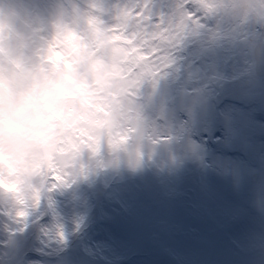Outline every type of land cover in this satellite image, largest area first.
Here are the masks:
<instances>
[{
	"label": "rangeland",
	"instance_id": "obj_1",
	"mask_svg": "<svg viewBox=\"0 0 264 264\" xmlns=\"http://www.w3.org/2000/svg\"><path fill=\"white\" fill-rule=\"evenodd\" d=\"M178 3L83 0L95 36L84 62L105 123L159 114L179 142L140 172L58 188L23 219L0 207V264H264V77L253 55L264 18L213 12L180 32L164 26ZM22 135L0 126V144ZM16 192L0 179V201Z\"/></svg>",
	"mask_w": 264,
	"mask_h": 264
},
{
	"label": "clouds",
	"instance_id": "obj_2",
	"mask_svg": "<svg viewBox=\"0 0 264 264\" xmlns=\"http://www.w3.org/2000/svg\"><path fill=\"white\" fill-rule=\"evenodd\" d=\"M83 10V0H0V126L23 129L0 144V179L17 187L0 207L16 219L81 179L140 172L179 142L159 114L132 125L113 112L105 123L86 73L95 36ZM213 12L264 18V0H179L164 26L189 33Z\"/></svg>",
	"mask_w": 264,
	"mask_h": 264
},
{
	"label": "water",
	"instance_id": "obj_3",
	"mask_svg": "<svg viewBox=\"0 0 264 264\" xmlns=\"http://www.w3.org/2000/svg\"><path fill=\"white\" fill-rule=\"evenodd\" d=\"M254 57L256 61L255 72L259 77L264 76V44L258 43L254 47Z\"/></svg>",
	"mask_w": 264,
	"mask_h": 264
},
{
	"label": "bare ground",
	"instance_id": "obj_4",
	"mask_svg": "<svg viewBox=\"0 0 264 264\" xmlns=\"http://www.w3.org/2000/svg\"><path fill=\"white\" fill-rule=\"evenodd\" d=\"M258 106H254L253 108H251V110H250V113L251 114H254L255 113V111L257 110V108L259 109V107H261L262 106V104H257ZM228 108H229V113H231V112H233V110L234 109H236V107H235V105H229L228 106ZM232 120L233 119H231V118H229V123H231L232 122ZM253 124V123H252ZM255 124V123H254ZM252 125L251 126V128H252V131H251V135L253 136V137H257L259 134H258V132H260V129H258V127L256 126V124L255 125ZM250 137V136H249Z\"/></svg>",
	"mask_w": 264,
	"mask_h": 264
},
{
	"label": "snow or ice",
	"instance_id": "obj_5",
	"mask_svg": "<svg viewBox=\"0 0 264 264\" xmlns=\"http://www.w3.org/2000/svg\"><path fill=\"white\" fill-rule=\"evenodd\" d=\"M188 14H189L190 16H193V15H194V13H192V12H189ZM160 19H162V18H160ZM159 21H160V20H159ZM159 21H158V22H159ZM19 215H20V216H23L24 214H23V213H19ZM61 239H63L62 234H61Z\"/></svg>",
	"mask_w": 264,
	"mask_h": 264
}]
</instances>
